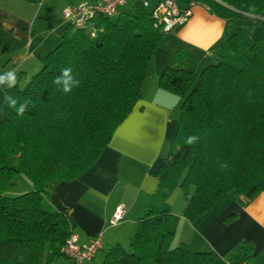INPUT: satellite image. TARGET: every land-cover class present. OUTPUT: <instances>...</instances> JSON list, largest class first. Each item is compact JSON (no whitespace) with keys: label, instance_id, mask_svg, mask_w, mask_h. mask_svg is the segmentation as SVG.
<instances>
[{"label":"trees","instance_id":"16d2710c","mask_svg":"<svg viewBox=\"0 0 264 264\" xmlns=\"http://www.w3.org/2000/svg\"><path fill=\"white\" fill-rule=\"evenodd\" d=\"M175 1L204 5L222 19L245 20L219 49L218 61L201 72L197 58L180 49L159 73L158 87L178 96L181 107L178 130L157 172L155 197L166 201L179 188L183 216L194 223L230 196L250 200L264 193V0ZM152 21L138 2L114 20L99 19L95 25L101 33L94 38L66 26L61 42L25 86H2L0 264L65 259L61 250L71 235L70 223L50 204L48 188L93 167L141 100L149 61L166 34ZM65 68L79 81L69 93L54 84ZM6 96L17 106L11 107ZM189 137L197 139L189 144ZM12 158L17 166L8 165ZM19 175L33 189L7 196ZM237 218L226 217L224 224ZM172 220L170 210L149 207L138 217L128 249L108 248L100 264H229L214 251L173 246ZM242 246L250 264L252 249L246 242Z\"/></svg>","mask_w":264,"mask_h":264},{"label":"crops","instance_id":"0c3cea01","mask_svg":"<svg viewBox=\"0 0 264 264\" xmlns=\"http://www.w3.org/2000/svg\"><path fill=\"white\" fill-rule=\"evenodd\" d=\"M84 1L0 0V74L17 69V83L25 86L43 67L48 52L61 42L66 28L62 9ZM126 7L123 12L132 10V6ZM244 23V19H222L204 5L193 7V16L184 27L165 34L162 46L149 61L141 100L118 126L98 162L71 182L50 184V204L68 217L71 233L77 234L83 244L102 238L103 248L93 260L81 264H100L107 249L116 244L128 249L138 217L153 205L172 212L173 246L185 243L193 252L214 251L229 264H248L242 246L246 242L252 249L250 264H264V193L250 200L230 196L194 223L183 216L184 206L176 207L183 195L179 188L166 201L155 197L157 172L178 130L181 107L178 96L158 87L159 73L180 49L197 58V73L201 72L218 61L219 49ZM3 92L0 86V102L5 96ZM12 184L6 191L9 197L33 189L23 175ZM120 205L122 217L112 223L111 217ZM231 215L238 218L224 224V219ZM52 264L72 263L58 258Z\"/></svg>","mask_w":264,"mask_h":264},{"label":"built area","instance_id":"2783aa9c","mask_svg":"<svg viewBox=\"0 0 264 264\" xmlns=\"http://www.w3.org/2000/svg\"><path fill=\"white\" fill-rule=\"evenodd\" d=\"M140 3L144 10L151 13L153 17V28L163 33H171L184 27L193 16V7L197 4L190 3L181 5L175 0H92L84 1L78 5H67L62 9L66 26L74 30H85L94 38L101 30L96 27L99 19L114 20L126 6ZM123 207L116 209L112 223L118 222L122 217ZM102 238L99 236L90 243L83 244L77 234L71 233L66 245L61 252L65 259L72 264H81L91 261L103 248Z\"/></svg>","mask_w":264,"mask_h":264},{"label":"clouds","instance_id":"9594fccd","mask_svg":"<svg viewBox=\"0 0 264 264\" xmlns=\"http://www.w3.org/2000/svg\"><path fill=\"white\" fill-rule=\"evenodd\" d=\"M16 73H17V69H12L0 74V86H7L8 88L15 86V84L17 83ZM54 84L60 86L64 93H69L72 91L73 87L78 86L79 81L73 77L71 68H65L62 69L61 75L54 80ZM5 100L11 107L17 106V101L15 98L11 96H6ZM26 107H27V102L21 104L17 108V114L23 115ZM196 139H197L196 137H189L187 143L191 144ZM222 167L226 168L227 163L223 164Z\"/></svg>","mask_w":264,"mask_h":264},{"label":"rangeland","instance_id":"374dc122","mask_svg":"<svg viewBox=\"0 0 264 264\" xmlns=\"http://www.w3.org/2000/svg\"><path fill=\"white\" fill-rule=\"evenodd\" d=\"M126 8H128V7H126ZM129 8H130V7H129ZM56 35H57V34H55V36H54L55 38H56ZM53 39H54V38H53ZM54 40H55V39H54ZM26 53H27V52H25L24 54H26ZM26 55H27V54H26ZM17 162H18V161H17V158H12V159L8 162V165H9V166H17ZM181 202H182V203H181ZM183 202H184V201H183V195H181L180 198H179V202L176 203V207L179 206V207L181 208V206H184V203H183ZM178 204H179V205H178ZM176 207H174V208H175V209H174L175 211H177Z\"/></svg>","mask_w":264,"mask_h":264}]
</instances>
